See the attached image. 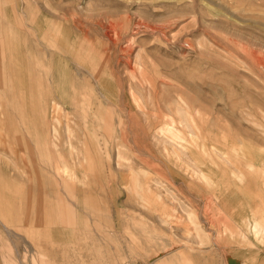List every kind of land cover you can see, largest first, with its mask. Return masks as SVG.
<instances>
[{"label": "rangeland", "instance_id": "rangeland-1", "mask_svg": "<svg viewBox=\"0 0 264 264\" xmlns=\"http://www.w3.org/2000/svg\"><path fill=\"white\" fill-rule=\"evenodd\" d=\"M262 171L264 0H0V264H264Z\"/></svg>", "mask_w": 264, "mask_h": 264}, {"label": "crops", "instance_id": "crops-1", "mask_svg": "<svg viewBox=\"0 0 264 264\" xmlns=\"http://www.w3.org/2000/svg\"><path fill=\"white\" fill-rule=\"evenodd\" d=\"M264 173V171H262ZM262 225H260L257 221H254L252 222L251 224V229L254 230V232H260L262 230H264V227L260 229Z\"/></svg>", "mask_w": 264, "mask_h": 264}, {"label": "bare ground", "instance_id": "bare-ground-1", "mask_svg": "<svg viewBox=\"0 0 264 264\" xmlns=\"http://www.w3.org/2000/svg\"><path fill=\"white\" fill-rule=\"evenodd\" d=\"M53 131L54 132H56V129H55V127L53 128ZM166 140H169V139H167L166 138ZM167 142V141H166ZM169 142V141H168ZM66 168V167H65ZM188 169V168H187ZM191 172H193V171H191ZM194 173V172H193ZM192 174V173H191ZM242 176V175H241ZM70 177L71 178H73L74 177V179H76V177H75V175L73 174V173H70ZM196 177H198V179L200 180V179H203V175L199 172V173H197V175H196ZM242 178V177H241ZM136 187V186H135ZM148 189V188H147Z\"/></svg>", "mask_w": 264, "mask_h": 264}]
</instances>
